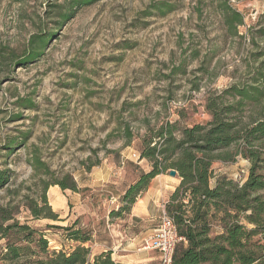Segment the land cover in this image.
<instances>
[{"label":"rangeland","instance_id":"obj_1","mask_svg":"<svg viewBox=\"0 0 264 264\" xmlns=\"http://www.w3.org/2000/svg\"><path fill=\"white\" fill-rule=\"evenodd\" d=\"M72 1L0 0V171L10 179L0 202L17 204V219L41 230L52 249L69 251L74 243L48 226L79 219L92 230V256L116 248L128 263V250L144 247L154 232L134 246L125 236L158 221L109 216L124 187L150 169L132 154L165 121L205 123L207 96L246 78L252 55L264 48L250 42L264 0H222L243 16L237 36L226 32L217 0ZM40 34L50 35L41 56L19 64ZM27 101L31 108L22 106ZM34 156L47 173L34 171ZM213 168L240 183L249 164L238 158ZM68 176L86 187L73 193L49 186L57 221L32 219L25 199Z\"/></svg>","mask_w":264,"mask_h":264},{"label":"trees","instance_id":"obj_2","mask_svg":"<svg viewBox=\"0 0 264 264\" xmlns=\"http://www.w3.org/2000/svg\"><path fill=\"white\" fill-rule=\"evenodd\" d=\"M97 1L73 0L72 4L87 6ZM217 1L226 32L237 36L243 16L228 2ZM71 15L62 14L59 25ZM49 38L46 34L32 37L31 49L19 64L41 56ZM250 42L255 47L264 43V13L250 33ZM245 73L243 81L207 96L205 123L183 126L179 120L165 121L142 140L138 159L147 161L150 169L139 174L119 197L117 209L109 212L115 217L128 215L152 179L174 170L180 183L164 203L178 238L172 264H264V48L252 55ZM27 103L22 106L31 108ZM238 158L249 164L245 180L239 183L226 174L215 175L216 161L233 163ZM31 166L36 172H48L36 156ZM9 180V172L0 171V191L6 190ZM52 185L62 191H81L70 176L44 182L36 200L25 199L32 219L57 221L46 197ZM18 214L17 204L0 202V264H116L111 248L91 255L93 233L79 219L66 227L48 226L74 243L65 251L52 249L46 235L21 223Z\"/></svg>","mask_w":264,"mask_h":264},{"label":"crops","instance_id":"obj_3","mask_svg":"<svg viewBox=\"0 0 264 264\" xmlns=\"http://www.w3.org/2000/svg\"><path fill=\"white\" fill-rule=\"evenodd\" d=\"M179 183L180 179H178L177 175L175 177H171L168 174L156 176L150 181L142 196L139 197L132 206L130 216L135 218L136 221L134 224L138 223L137 219L148 222L158 219L157 224L151 230H147L146 232L144 230H136L131 232L128 239L125 236V245H127L128 242V246H134L144 234H146L145 237L147 238L155 231L159 225L162 212L164 211V203L166 202L168 196L176 189ZM213 183L214 181H212L211 185ZM85 187L86 186L84 185L83 187L79 186L78 188ZM127 188L128 185L124 187V191L121 193V195L124 194ZM132 228H134V225H132ZM105 250L108 249H102L100 252ZM111 251L113 252V260L116 262V264H159V256L157 254L158 251L155 250H147L143 249V247H140L137 250H128V263H124V256H120V253L124 252V250L119 252L118 249L111 248Z\"/></svg>","mask_w":264,"mask_h":264},{"label":"built area","instance_id":"obj_4","mask_svg":"<svg viewBox=\"0 0 264 264\" xmlns=\"http://www.w3.org/2000/svg\"><path fill=\"white\" fill-rule=\"evenodd\" d=\"M138 160V155L132 154ZM177 232L172 220L162 212L159 225L154 231V237L144 242V249L157 250L160 254V264H172L174 246L177 242Z\"/></svg>","mask_w":264,"mask_h":264},{"label":"water","instance_id":"obj_5","mask_svg":"<svg viewBox=\"0 0 264 264\" xmlns=\"http://www.w3.org/2000/svg\"><path fill=\"white\" fill-rule=\"evenodd\" d=\"M168 175L171 176V177H175L177 175V173L174 170H170L168 172Z\"/></svg>","mask_w":264,"mask_h":264}]
</instances>
